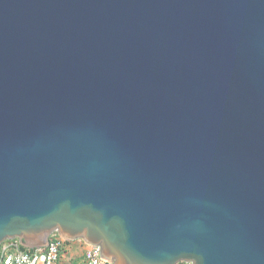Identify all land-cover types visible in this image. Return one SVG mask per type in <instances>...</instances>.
Segmentation results:
<instances>
[{
	"label": "water",
	"instance_id": "95a60500",
	"mask_svg": "<svg viewBox=\"0 0 264 264\" xmlns=\"http://www.w3.org/2000/svg\"><path fill=\"white\" fill-rule=\"evenodd\" d=\"M113 264H264V0H0V245Z\"/></svg>",
	"mask_w": 264,
	"mask_h": 264
},
{
	"label": "built area",
	"instance_id": "2783aa9c",
	"mask_svg": "<svg viewBox=\"0 0 264 264\" xmlns=\"http://www.w3.org/2000/svg\"><path fill=\"white\" fill-rule=\"evenodd\" d=\"M68 242L56 232L44 247L35 249L25 248L19 239L6 240L0 245V264H113L101 257L99 245L86 244L82 259L68 256Z\"/></svg>",
	"mask_w": 264,
	"mask_h": 264
},
{
	"label": "crops",
	"instance_id": "0c3cea01",
	"mask_svg": "<svg viewBox=\"0 0 264 264\" xmlns=\"http://www.w3.org/2000/svg\"><path fill=\"white\" fill-rule=\"evenodd\" d=\"M78 246L79 245L76 242L69 243L68 244V249H69L68 250V255H70L71 257L81 258L83 256V253L79 254L80 248Z\"/></svg>",
	"mask_w": 264,
	"mask_h": 264
},
{
	"label": "rangeland",
	"instance_id": "374dc122",
	"mask_svg": "<svg viewBox=\"0 0 264 264\" xmlns=\"http://www.w3.org/2000/svg\"><path fill=\"white\" fill-rule=\"evenodd\" d=\"M80 241V242H79ZM73 243L74 242H76L79 246V248H80V250H79V254H81V253H83L84 252V250L86 249V244L83 242V241H81V240H76V241H72ZM72 242H68V243H72ZM78 254V255H79ZM68 256H70V255H68Z\"/></svg>",
	"mask_w": 264,
	"mask_h": 264
},
{
	"label": "trees",
	"instance_id": "16d2710c",
	"mask_svg": "<svg viewBox=\"0 0 264 264\" xmlns=\"http://www.w3.org/2000/svg\"><path fill=\"white\" fill-rule=\"evenodd\" d=\"M67 244H69V243H67ZM24 249V248H23Z\"/></svg>",
	"mask_w": 264,
	"mask_h": 264
}]
</instances>
